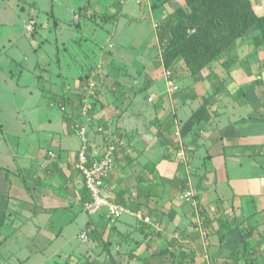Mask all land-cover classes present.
Masks as SVG:
<instances>
[{
	"label": "crops",
	"instance_id": "0c3cea01",
	"mask_svg": "<svg viewBox=\"0 0 264 264\" xmlns=\"http://www.w3.org/2000/svg\"><path fill=\"white\" fill-rule=\"evenodd\" d=\"M104 1L110 9L118 7L109 13L117 14L116 24L128 16L123 10L127 0L100 2ZM161 1L138 0L140 12L134 20L148 12L154 27L153 38L143 43L138 55L133 50L131 55L127 44L111 40L109 49L93 50L92 57L100 61L77 78L52 70L55 62L62 66L60 52L67 51L56 18L45 26L37 20L41 11L32 15L33 30H27L34 39L39 34L41 44L16 39L9 30L6 37L0 34V57L5 56L0 60L2 254L4 250L10 254L7 242L16 236L17 244L27 237L26 260L54 247L44 258L46 263L38 264H93L95 250L106 256L100 264L107 260L114 264H264V38L258 36V28H252L195 76L178 62L173 69L177 88L169 91L157 25L184 0ZM251 2L256 13L264 16V0ZM97 11L98 18L105 15L104 8ZM51 12L45 14L56 17ZM73 12L76 31L97 25L82 8ZM39 26L54 32L51 40L39 32ZM113 31L114 37L117 32ZM81 41L71 37L73 43L82 45ZM46 43L56 59L45 52ZM32 53L37 58L29 61ZM66 64L72 66L69 61ZM12 66L18 68V75ZM26 71L32 79L25 78ZM90 82L96 83L97 92L88 124L89 152L102 155L107 136H116V165L106 179V191L131 212L117 220L106 211L89 214L80 237L86 233L83 241L92 243L84 252L68 253L54 243L70 241L63 232L82 218L89 199L75 164L82 146L76 126L88 123L81 115L80 100ZM5 96L21 100L20 106L6 102ZM55 108L63 111L65 126L61 133L50 134V147L24 140L26 133L22 137L21 132L26 131L28 120ZM21 111L29 119H20ZM65 113L74 117L68 121ZM193 116L198 121L189 129L185 125ZM16 117L19 122L14 121ZM48 119L53 122L52 117ZM187 192L192 196L186 197ZM15 254L8 258L24 264L26 255ZM93 257L96 264L97 253Z\"/></svg>",
	"mask_w": 264,
	"mask_h": 264
},
{
	"label": "rangeland",
	"instance_id": "374dc122",
	"mask_svg": "<svg viewBox=\"0 0 264 264\" xmlns=\"http://www.w3.org/2000/svg\"><path fill=\"white\" fill-rule=\"evenodd\" d=\"M102 0H56L55 2H52V0H0V34L2 37L8 34V30L13 34L14 37L21 39V41L29 40L32 42L31 44L34 45L35 43H42V38L38 35H36V38L34 39L32 37L31 32L27 30V27L29 24L34 25L33 21L31 20L32 15L38 14L41 11L40 17H37L38 22H43L45 26L47 24L51 26L55 20V18L58 20L59 29L61 30V34H63L66 42L67 51L62 49L63 45H61V57L64 59L65 62L62 63V66L59 68L57 66V62L53 63L52 70L55 71H62L65 73V76L69 77H78L79 75H84L85 70L88 66L91 64H95L100 59L98 56H93V50L98 49L99 47H102L103 49H109V45L111 40H113L114 43L120 45L122 42L127 44L130 48L131 55H135L133 51L136 52L138 55L140 52V47L143 46V43L152 39L154 34V27H153V21L151 15L147 12V14L142 15L139 19H135V16L138 15V8L139 3L138 0H127L126 6H124V11H126L128 16H122L120 17L119 22L116 24V18L113 17L103 20L102 18H98V15H100V11H97V9L104 8L105 12L104 14L114 13L117 12L118 7L110 9L108 7L109 2L104 1L101 3ZM154 3H158L160 0H152ZM163 1V0H162ZM161 1V2H162ZM35 2L36 6H33V3ZM122 7V6H121ZM79 8H82L83 12H88V15L85 17H91L96 22L97 25L95 28L91 30L92 27L86 31L83 29V31H76V29L73 27V24L76 22L74 19V10L79 11ZM53 9L54 14L56 17L52 18L51 14L48 16V14H45V11L51 12ZM101 10V9H99ZM94 11H97L96 14ZM99 12V13H98ZM102 12V11H101ZM52 13V12H51ZM95 14V15H94ZM135 15V16H134ZM36 20V21H37ZM84 20H82L83 26L86 28L88 25L85 24ZM72 24V25H71ZM86 25V26H85ZM70 27L72 29H70ZM63 28V29H61ZM40 30V26L38 27ZM116 31L117 33L115 36H111V31ZM47 31V32H46ZM41 29L39 32L43 33V36L46 38H49V40L53 37V31L49 33L48 30ZM113 31V32H114ZM5 34V35H4ZM77 38V40L81 41L83 39L82 45L76 44L71 42V37ZM0 37V39H2ZM6 37V36H5ZM87 40L88 42H86ZM94 40H97L98 44H95L96 42H93ZM25 42V41H24ZM61 42V41H60ZM9 44V42L7 43ZM28 44V43H27ZM117 45V46H118ZM10 47L9 45L7 46ZM47 49H44L45 52H48L50 55H52L53 58H55L54 52L50 53V48L48 46V43H46ZM133 50V51H132ZM143 51V49H142ZM33 52V51H32ZM34 53V52H33ZM29 55V61H33L37 58L34 54ZM3 54H6L4 52ZM5 58V56H1L0 60L2 58ZM56 59V58H55ZM75 59V60H73ZM68 61L72 64L70 68L66 63ZM30 63V62H29ZM12 70H14L17 75L19 74L18 68L12 66ZM72 67V68H71ZM71 70V71H70ZM27 72V71H26ZM25 78L32 79V74L30 72L25 73ZM35 97V96H34ZM30 99V97H28ZM4 100L8 103L14 102L15 105L21 104V100L14 101L13 98H10L8 96L4 97ZM20 106V105H19ZM63 111L61 109H50L49 111L43 110L41 113L37 114L35 119L30 122L28 120V125L26 127V131H22V137L25 136L26 133V140L29 142H36L38 145H42L45 148L50 147L51 141H50V134H52L53 131L62 132L64 128V121L62 119L63 117ZM1 113V111H0ZM12 114L11 112L9 115ZM29 114H25L23 111L19 114V118L26 120L28 118ZM2 116V115H0ZM6 117L5 115H3ZM27 116V117H26ZM49 117H52L53 122L49 121ZM14 121L19 122V120L16 118H13ZM29 119V118H28ZM21 121V120H20ZM36 123V124H35ZM63 127V128H62ZM13 134V133H12ZM15 136V135H13ZM23 140V141H24ZM37 140V141H36ZM89 218V214L84 211L82 212V218L79 220H76L74 223H69L67 227L65 228V231L63 232V235L65 237H70V241L67 242L61 241L58 243H54V245H59L65 247V252H71L77 250V252H84L86 250L85 247H88L92 242L83 241V239L80 237V232L82 230V226L84 224V221ZM30 236V235H29ZM16 236L11 241L7 242L8 250L7 252H10V254L16 253L18 257H24L27 258L30 254V249L27 247L29 245V242L25 238H22V242L18 243V240L16 241ZM20 239V238H18ZM63 240V238H60ZM71 240H73L71 242ZM116 247V246H115ZM17 248V249H16ZM54 247L52 246L46 254H32L31 258L25 261L24 264H38V263H46V255L50 256L52 253V250ZM101 250H95L92 254V262L95 264V256L96 253L98 255L97 263L106 261V256H102L99 254ZM0 252V258H2L1 262L3 264H17L16 258L9 259L5 250ZM12 252V253H11ZM15 254V255H16ZM78 254V253H77ZM10 257V256H9ZM10 260V261H9ZM64 260V258H63ZM79 260L85 261L84 257H81ZM62 261V260H61ZM48 264H52L49 263ZM107 264H114L112 260H107Z\"/></svg>",
	"mask_w": 264,
	"mask_h": 264
},
{
	"label": "trees",
	"instance_id": "16d2710c",
	"mask_svg": "<svg viewBox=\"0 0 264 264\" xmlns=\"http://www.w3.org/2000/svg\"><path fill=\"white\" fill-rule=\"evenodd\" d=\"M116 16V13L105 14L102 19H115ZM254 27L263 39L264 16L256 13L251 0H184L182 6L157 25L163 66L172 72L173 78V69L181 62L195 76L221 58ZM93 104L95 107L94 101ZM69 115L65 113L68 121ZM197 121L193 116L185 126L190 129ZM86 190L90 199L87 187Z\"/></svg>",
	"mask_w": 264,
	"mask_h": 264
},
{
	"label": "built area",
	"instance_id": "2783aa9c",
	"mask_svg": "<svg viewBox=\"0 0 264 264\" xmlns=\"http://www.w3.org/2000/svg\"><path fill=\"white\" fill-rule=\"evenodd\" d=\"M33 30V25L27 27ZM165 75L168 81L169 91H174L177 87L172 78V72L165 69ZM97 85L90 82L87 86V94L82 98L81 115L86 118L88 123H78L77 132L82 140V146L78 152L76 169L83 175L87 189L90 192V199L84 203L85 211L90 215H96L104 211L107 212L109 218L117 220L125 213L131 212L130 209L123 204L113 200L106 191V179L110 176L116 165V154L118 151V142L116 136L109 134L107 136L108 143L104 153L100 156L91 155L89 152V126L92 121V112L94 110L93 97L96 96ZM153 97L150 98V101ZM63 110H67L65 105L61 106ZM73 118V115H69ZM103 127H99V131L103 132ZM51 155L54 153L50 152ZM192 193L187 192L186 197H191ZM141 219L149 221L139 214ZM82 238L86 239L87 234L83 233Z\"/></svg>",
	"mask_w": 264,
	"mask_h": 264
}]
</instances>
